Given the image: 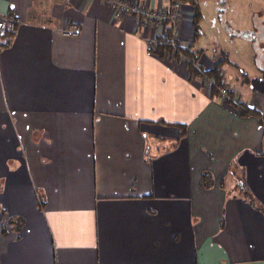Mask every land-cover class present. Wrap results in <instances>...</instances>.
<instances>
[{
    "label": "crops",
    "instance_id": "crops-1",
    "mask_svg": "<svg viewBox=\"0 0 264 264\" xmlns=\"http://www.w3.org/2000/svg\"><path fill=\"white\" fill-rule=\"evenodd\" d=\"M176 3L223 87L150 54L161 26L114 5L0 0V264H264V127L237 105L264 113V69L201 48Z\"/></svg>",
    "mask_w": 264,
    "mask_h": 264
},
{
    "label": "rangeland",
    "instance_id": "rangeland-1",
    "mask_svg": "<svg viewBox=\"0 0 264 264\" xmlns=\"http://www.w3.org/2000/svg\"><path fill=\"white\" fill-rule=\"evenodd\" d=\"M197 2L201 13L199 46L210 52L212 40L216 39L221 49L229 53L231 61L245 65L250 72L257 64L264 69V0ZM230 84L234 86L233 81Z\"/></svg>",
    "mask_w": 264,
    "mask_h": 264
},
{
    "label": "trees",
    "instance_id": "trees-1",
    "mask_svg": "<svg viewBox=\"0 0 264 264\" xmlns=\"http://www.w3.org/2000/svg\"><path fill=\"white\" fill-rule=\"evenodd\" d=\"M177 0H169L168 4L164 6L163 13L165 15V19L161 25V32L155 40L147 45V51L159 58H164L165 56H172L174 58H182L185 62V67L190 76H207L208 79H211L214 82V86L212 88L223 87V81L220 79V76L217 75V71H220V63H224L223 61H218L213 69L203 71L200 64L199 59L202 54V50L195 48L193 43L183 44L178 38H174L173 36V26L170 21V15L174 10V4ZM183 2H188L193 7V32L194 36L197 37L201 34L199 19L201 17L199 4L197 0H179ZM139 20H142L144 23H147L146 17H140ZM140 21V22H142ZM221 56L220 54L213 56V60H217ZM218 65V66H217ZM264 76V73H262ZM241 113L244 115H255L259 118L261 124L264 127V113H261L258 109L254 107H249L246 103H238L237 104ZM206 174L203 175V181L201 185L206 186ZM264 213V210H262ZM16 220L19 218H10L8 220V226H15ZM6 227L1 229V232L5 234ZM16 230V229H14Z\"/></svg>",
    "mask_w": 264,
    "mask_h": 264
},
{
    "label": "built area",
    "instance_id": "built-area-1",
    "mask_svg": "<svg viewBox=\"0 0 264 264\" xmlns=\"http://www.w3.org/2000/svg\"><path fill=\"white\" fill-rule=\"evenodd\" d=\"M101 1L116 6L119 12L135 14L137 16V20L140 17H146L148 22H153L161 26L162 22L166 18L162 11L150 10L147 9L146 7L140 6L135 3H129L121 0H101ZM178 9H179V4L176 3L174 5L173 12L170 15V21L173 26L174 38H177V33H178V19H179ZM14 29H15V22L12 19L8 17H0V31L5 30V31L13 32ZM79 32H80L79 28L77 27H70L65 30V33L70 35H78ZM207 82L210 87L214 86V82L212 80L207 79ZM220 93L224 97L227 94V91L225 88H221Z\"/></svg>",
    "mask_w": 264,
    "mask_h": 264
}]
</instances>
